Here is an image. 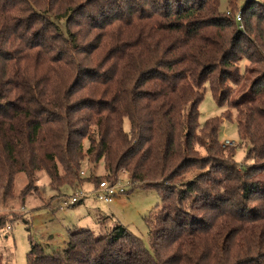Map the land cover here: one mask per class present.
I'll return each instance as SVG.
<instances>
[{"label":"trees","instance_id":"trees-1","mask_svg":"<svg viewBox=\"0 0 264 264\" xmlns=\"http://www.w3.org/2000/svg\"><path fill=\"white\" fill-rule=\"evenodd\" d=\"M141 1L0 0V209L19 172L21 204L38 171L63 202L90 178L84 159L102 161L92 185L125 169L126 192H159L150 248L119 223L106 235L74 227L59 251L31 242L27 264H264V80L230 101L251 161L222 148L221 121L200 125L198 108L206 85L227 99L239 55H264L205 28L206 14L219 24V0ZM242 12L264 47V2ZM15 220L0 210V230Z\"/></svg>","mask_w":264,"mask_h":264},{"label":"rangeland","instance_id":"rangeland-1","mask_svg":"<svg viewBox=\"0 0 264 264\" xmlns=\"http://www.w3.org/2000/svg\"><path fill=\"white\" fill-rule=\"evenodd\" d=\"M86 2L88 0H78ZM141 3L143 1L139 0ZM263 1L264 0H259ZM249 0H219L218 10L220 16L216 18L219 24L216 25L213 16L206 14L204 16L205 28L220 29L225 28L231 44H238L240 37H235L238 32L243 40H250V43L242 44V48L252 50L250 44H258L260 52L264 55L262 46L263 38L255 32L256 19L249 22L245 19L242 9ZM261 11L259 7H256ZM234 36L232 37V35ZM240 60L236 65L239 68V81L235 83L226 82L231 89L227 99L222 104L217 105L206 85L203 99L199 104V123L211 117L217 116L221 121L219 127V139L221 147L234 150L237 161H251L244 156L247 147L239 139L236 126V111L232 108L230 101L239 95L240 92L248 89L249 86L262 82L264 80V61L254 63L249 61L246 55H239ZM229 68V67H228ZM247 70V71H246ZM222 71V70H221ZM219 72V71H217ZM124 128L129 130V121L124 120ZM232 141L226 144L225 140ZM200 155H204V149L199 150ZM81 168L86 171L88 180L81 182L78 186L82 191L91 189V178L98 175H104L105 169L102 161L91 163L87 159L81 163ZM38 180L32 183L41 188L30 189L25 196L24 204H21L19 192L27 183V177L23 172L16 175L14 184V198L3 204L1 212L3 214L14 213L15 221L9 223L10 229L4 227L0 230V264H27L26 254L30 249L31 242L39 243L44 247V251L51 253L59 251L65 246L69 230L75 228H89L95 235H106L115 224H122L132 234L142 240L145 248H150L147 221L149 214L161 203L160 194L156 189L134 188L130 192H125L116 197L111 203H103L94 198L93 194L88 192L85 197L73 205L60 208L62 197L59 192L48 187L49 178L43 171L36 172ZM264 178V172L260 174ZM125 181V180H124ZM129 187L127 188V190ZM71 189H65L67 196L72 194ZM41 192V193H40ZM49 206H45V204ZM28 219V223L24 220Z\"/></svg>","mask_w":264,"mask_h":264},{"label":"built area","instance_id":"built-area-1","mask_svg":"<svg viewBox=\"0 0 264 264\" xmlns=\"http://www.w3.org/2000/svg\"><path fill=\"white\" fill-rule=\"evenodd\" d=\"M225 143L233 144L232 141H229L227 139L225 140ZM86 174L87 173L84 169L81 168L79 170V175L81 177H85ZM128 187H130L128 172L125 169H120L118 171L116 179L112 181L103 178L99 180L96 185H92L91 189L88 191H82V189L80 188L75 190L67 200L61 203L60 208L76 204L82 199V197H85L88 192L92 193L95 199L103 203H111L116 197H118L122 193H125ZM6 228L8 229L9 226H7Z\"/></svg>","mask_w":264,"mask_h":264}]
</instances>
